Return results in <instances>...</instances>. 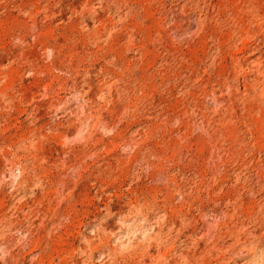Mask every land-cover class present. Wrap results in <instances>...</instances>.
Returning a JSON list of instances; mask_svg holds the SVG:
<instances>
[{
  "label": "rangeland",
  "instance_id": "rangeland-1",
  "mask_svg": "<svg viewBox=\"0 0 264 264\" xmlns=\"http://www.w3.org/2000/svg\"><path fill=\"white\" fill-rule=\"evenodd\" d=\"M263 258L264 0H0V264Z\"/></svg>",
  "mask_w": 264,
  "mask_h": 264
},
{
  "label": "bare ground",
  "instance_id": "bare-ground-1",
  "mask_svg": "<svg viewBox=\"0 0 264 264\" xmlns=\"http://www.w3.org/2000/svg\"><path fill=\"white\" fill-rule=\"evenodd\" d=\"M256 63V62H255ZM264 259V258H263Z\"/></svg>",
  "mask_w": 264,
  "mask_h": 264
}]
</instances>
